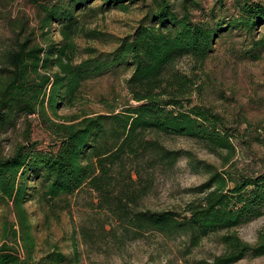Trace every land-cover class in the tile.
Segmentation results:
<instances>
[{
	"label": "trees",
	"instance_id": "16d2710c",
	"mask_svg": "<svg viewBox=\"0 0 264 264\" xmlns=\"http://www.w3.org/2000/svg\"><path fill=\"white\" fill-rule=\"evenodd\" d=\"M43 1L36 0L44 41L18 37L0 53V132L37 115L53 138L50 152L39 150L29 135L10 155L0 152V201L17 214L19 229H12V239L23 242L26 256L5 243L0 246V264H33L34 226L25 207L31 188L28 173L39 179L36 192L41 202L51 206L86 188L96 192L100 206L113 214L122 239L153 231L186 235L197 245L207 235L224 231L220 239L225 252L213 264L264 255V232L252 245L237 232L264 215V174L219 169L193 159L191 152L169 148L163 139L193 138L222 157L225 167L235 157L234 135L224 117L192 104L191 79L175 69L176 62L187 56L205 62L223 22H197L193 10L201 8L199 0H155L132 34L119 39L112 51H101L77 44L76 36L85 32L82 13L126 11L139 0H101L96 7V0ZM227 1L216 4L224 9ZM233 6L236 13L224 20L230 28L253 33L264 20L262 2L233 0ZM55 22L61 42L48 38ZM256 41L262 48L264 35ZM120 68H132L127 86L136 104L109 113L60 115V110L74 107L86 81ZM258 139L264 146V136ZM184 154L193 169L208 174L205 183L194 188L202 196L187 205L185 214L139 209L153 188L155 170L173 169ZM48 256L51 264L66 260L61 252Z\"/></svg>",
	"mask_w": 264,
	"mask_h": 264
},
{
	"label": "rangeland",
	"instance_id": "374dc122",
	"mask_svg": "<svg viewBox=\"0 0 264 264\" xmlns=\"http://www.w3.org/2000/svg\"><path fill=\"white\" fill-rule=\"evenodd\" d=\"M154 1L139 0L126 11L120 8L96 13L84 11L81 22L85 32L76 36L77 44L80 48L92 46L112 51L119 39L135 31ZM199 1L201 8L193 10L195 20L211 24L218 20L223 22L221 29L205 62L200 64L187 56L176 62L175 69L191 79L189 98L192 104L210 108L224 117L229 132L234 135L236 154L225 167L222 157L214 155L193 138L174 135L163 139L169 148L191 152L193 159L213 163L219 169L264 174V146L258 139L264 136V46L259 47L256 41L264 35V20L253 33L230 28L224 20L236 13L233 0H228L224 9L216 0ZM255 1L264 4V0ZM99 4L102 1L96 0L93 7ZM39 14L36 0H0V53L18 37L22 40L31 35L36 42L44 41ZM59 27L58 23H52L48 38L61 42ZM95 31L99 34L92 38L90 33ZM131 71L132 68L115 69L86 81L74 107L60 110V115L84 111L109 113L114 108L120 111L129 103L136 104L127 86ZM28 135L39 143V150H52L53 138L39 117L31 115L27 122L21 118L16 125L0 132V152L10 155L14 145L24 142ZM185 155L173 169L155 170L153 188L140 201L139 209L185 214L187 205L202 196L194 188L205 183L208 174L193 169ZM28 176L31 188L25 207L34 226L33 264H51L48 255L54 252L66 255L63 264H213L214 259L225 252V244L220 239L224 231L207 235L197 245L186 235L170 237L153 231L122 239L113 214L100 206L101 199L96 192L86 188L65 200L57 199L56 205L51 206L41 202L36 192L39 179L31 173ZM13 228L19 229L17 214L13 206L0 201V246L8 243L26 257L23 242L12 239ZM261 231L264 232V215L237 228L239 236L251 245L258 241ZM232 264H264V255L249 254Z\"/></svg>",
	"mask_w": 264,
	"mask_h": 264
}]
</instances>
